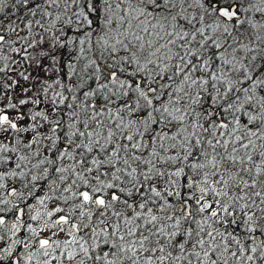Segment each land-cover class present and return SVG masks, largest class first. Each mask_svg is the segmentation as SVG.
<instances>
[{"label": "snow or ice", "instance_id": "1", "mask_svg": "<svg viewBox=\"0 0 264 264\" xmlns=\"http://www.w3.org/2000/svg\"><path fill=\"white\" fill-rule=\"evenodd\" d=\"M0 17V264H264V0Z\"/></svg>", "mask_w": 264, "mask_h": 264}, {"label": "trees", "instance_id": "2", "mask_svg": "<svg viewBox=\"0 0 264 264\" xmlns=\"http://www.w3.org/2000/svg\"><path fill=\"white\" fill-rule=\"evenodd\" d=\"M6 11H10V9H6ZM0 19H7L6 17H0Z\"/></svg>", "mask_w": 264, "mask_h": 264}]
</instances>
